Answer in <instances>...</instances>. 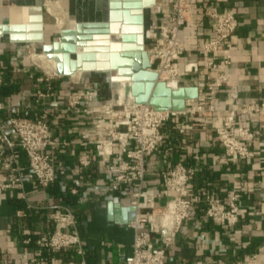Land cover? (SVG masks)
Wrapping results in <instances>:
<instances>
[{"label":"crops","instance_id":"obj_1","mask_svg":"<svg viewBox=\"0 0 264 264\" xmlns=\"http://www.w3.org/2000/svg\"><path fill=\"white\" fill-rule=\"evenodd\" d=\"M67 1L0 0V24L27 22L31 16L35 19L41 16L43 32L52 34L51 18L60 23L70 20L64 9L59 20L56 12V5L62 8ZM205 4L230 11L236 18L231 62L223 68L229 74V84L216 90L217 100L223 102L229 85L238 88L240 101L264 99V0H204L202 5ZM149 17L150 14L145 25ZM181 34L188 47L183 61L200 64L202 55L195 47L209 36L207 22L184 27ZM32 50L36 48L30 43L11 42L7 35L0 36V70L4 75L0 87V122H6L12 114L35 117L43 113L52 137L67 143L56 150L57 173L51 185L39 187L28 172L22 190L0 192V263H15L44 254L34 239L51 227L49 213L53 208L69 207L75 213L85 253L77 256L62 251L56 254L57 258L83 259L85 264H123L132 250L133 230L108 219L107 205L112 204L113 212L128 206L132 188L116 183L93 153L76 143L85 119L81 114L71 113L66 105L69 95L84 86L97 88L105 97L112 92L106 93L104 84L90 81L94 73L75 72L45 81L46 74L51 73L45 67L52 69L53 61ZM207 75L211 80L215 78V73ZM186 79L198 82L201 77L189 74ZM48 85L49 96L36 101V91L46 90ZM185 126L184 133H179L172 123L165 126L164 140L145 166L144 190L157 194L161 187L160 171L179 161L194 171L189 182L192 197L201 190L219 198L237 194L239 221L232 227L220 224L206 217L204 204L199 203L167 248L165 264H235L264 245V127H259L256 138L246 141L249 154L232 160L218 145L216 122ZM6 134L12 136L10 128ZM81 157L92 160L84 169L78 166ZM71 188L76 189L75 194ZM155 203L163 205L164 198L156 197ZM17 210L23 214L17 215ZM26 238L30 240L28 243L23 241Z\"/></svg>","mask_w":264,"mask_h":264},{"label":"built area","instance_id":"obj_2","mask_svg":"<svg viewBox=\"0 0 264 264\" xmlns=\"http://www.w3.org/2000/svg\"><path fill=\"white\" fill-rule=\"evenodd\" d=\"M202 3L204 0H158L144 29L152 69L174 79L175 87H198V96L187 100L183 110H160L134 99L124 101L115 92L105 97L92 86H84L66 100L67 109L85 119L76 143L93 153L116 183L132 188L128 206L135 208L134 217L126 223L133 230L132 250L124 257L123 264H165L167 248L199 203L204 204V215L220 224L232 227L239 221L238 195L232 193L219 198L201 190L192 197L189 182L194 171L179 161L160 171L161 187L157 194L144 190L146 163L159 150L168 123L174 124L179 133H184L185 124L216 122L218 145L232 160L249 154L246 141L256 138L260 134L259 127H264V99L240 101L238 88L229 85L223 102L217 100L216 90L229 84V74L223 68L231 62L236 18L230 11ZM205 21L209 36L195 47L202 55L200 64L184 62L188 47L181 34L182 28ZM207 72L215 73V78L211 80ZM189 74L201 79L189 81L186 79ZM53 76L64 75L51 71L46 74L45 81L49 82ZM3 83L4 75L0 70V87ZM50 89L48 85L46 90H37L36 101L47 98ZM7 128L12 131L11 137L6 134ZM66 143V140L52 137L50 124L43 113L35 117L12 114L6 122H0V192L22 190L28 172L39 187L51 185L57 173L56 150ZM91 162L90 158L81 157L78 166L84 169ZM70 191L76 193L75 188ZM156 197L164 198L163 205H156ZM16 214L23 212L17 210ZM49 218L51 227L34 239L44 254L0 264H85L83 259L63 261L56 256L62 251L77 256L85 253L74 211L69 207L53 208ZM23 241L28 243L30 240ZM235 264H264V245Z\"/></svg>","mask_w":264,"mask_h":264},{"label":"water","instance_id":"obj_3","mask_svg":"<svg viewBox=\"0 0 264 264\" xmlns=\"http://www.w3.org/2000/svg\"><path fill=\"white\" fill-rule=\"evenodd\" d=\"M155 0H107L106 17L101 20H75L71 28L45 34L42 20L31 16L27 22L0 24V36L11 42L39 45L40 53L53 61L58 75L102 74L103 82L114 92L113 83H123V100L130 95L135 102L156 109L181 111L186 101L198 96L196 85L171 88L151 67L144 38L145 12H152ZM111 71L115 75L111 76ZM133 206L113 212L110 220L126 224L134 217Z\"/></svg>","mask_w":264,"mask_h":264},{"label":"rangeland","instance_id":"obj_4","mask_svg":"<svg viewBox=\"0 0 264 264\" xmlns=\"http://www.w3.org/2000/svg\"><path fill=\"white\" fill-rule=\"evenodd\" d=\"M56 6H57L56 12H57L58 20L61 18L60 13L62 12V9H64L66 11L67 17L72 16V18H70L71 21L70 20H62L61 23L59 21L56 22L55 19L51 18L52 20H51V23L49 24V26L51 27V24H53V26L51 27V29L54 30V32L52 33L53 36L57 35L58 30H61L63 28L73 27L74 26L73 18H74V20H78V18H80V19L81 18L82 19L93 18V19H98V20L104 19L106 17L107 0H68L66 2V6L62 5V8H61L60 4H57ZM148 16H149V11L147 10L145 12V17H146L145 20L146 21L148 19ZM35 48H36V51L32 50V53L36 52V54H42V53H40L39 45H35ZM46 60H48V59H46ZM46 70H53V68L52 69H46ZM162 76H164V74ZM79 77H80V75H79ZM89 79H90V81L104 84V86H102V88L104 90H106V93L112 92V90L109 88V86L103 82L102 74H96V73L91 74ZM80 80H81V77H80ZM112 88H113V86H112ZM188 107H190V106H188Z\"/></svg>","mask_w":264,"mask_h":264},{"label":"bare ground","instance_id":"obj_5","mask_svg":"<svg viewBox=\"0 0 264 264\" xmlns=\"http://www.w3.org/2000/svg\"><path fill=\"white\" fill-rule=\"evenodd\" d=\"M158 3V0H155L154 4L152 5V7L156 6ZM70 18H72V16H70ZM73 23L75 24V20L73 18ZM145 50L147 51V49L145 48ZM46 68V67H45ZM47 69V68H46ZM48 71H53V70H48ZM158 74V73H157ZM164 74V76H162ZM115 75V71H111V76ZM158 77L162 80H165L167 82V84L171 87V88H176L175 87V81L174 79L168 77V75L166 73H159ZM113 89L114 92L119 96L120 99H123V83H113ZM133 99V97H131L130 95L127 97V100H131Z\"/></svg>","mask_w":264,"mask_h":264}]
</instances>
